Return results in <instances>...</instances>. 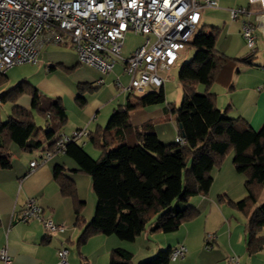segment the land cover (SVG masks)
<instances>
[{"label": "crops", "instance_id": "obj_1", "mask_svg": "<svg viewBox=\"0 0 264 264\" xmlns=\"http://www.w3.org/2000/svg\"><path fill=\"white\" fill-rule=\"evenodd\" d=\"M217 1L218 8L202 9L199 28L206 27L209 15L213 14L214 17L220 18L226 16V20L216 19L218 24H211L218 26H211L210 30V32L212 29L218 31L216 47L219 38L226 36L222 46L216 51L229 58L249 57V60L248 63L238 62L235 65L227 66L221 71L209 91L215 94L216 106L222 113L232 119L241 118L253 130L259 131L264 126V0ZM239 7L245 8L246 13L233 20L230 10ZM229 20L235 22L236 25H229ZM245 24L254 30L255 52L250 51L246 46L242 33ZM47 46L57 48L54 51L58 53L53 51L48 55V58L55 59L59 63L47 65L45 72L51 73L56 69L78 72V83H74L76 88L56 78L46 79V76H44L45 79L21 80L15 86L21 82H27L38 91L42 102L46 103L49 99H58L61 102L66 110L67 122L57 135H70L76 130L86 128L92 136L104 129L114 112L125 107L133 96L129 92H121L117 86L118 80L123 85H128L130 82L129 76L124 71V66L118 61L113 71L105 75L88 66L96 71L97 75L86 74L81 68L87 65L79 63L77 53L72 46L54 43L43 45L36 62L31 64L38 63L41 51ZM60 46H67L74 50L77 63L71 68L65 66L68 61H66L64 53H59ZM123 49L124 43L121 54L125 58L130 57L136 50L124 55ZM45 53L48 52L45 51ZM58 56L61 59L58 60ZM49 63H52L51 60ZM9 72H6L8 83ZM165 79L163 87L154 91L163 89L165 92L168 78ZM45 83H49L52 87L48 88ZM6 85L7 83L0 86V97L12 89L7 88ZM16 102L18 106L33 113L36 127L43 131L36 137L37 141L41 143L39 149L25 151L12 144L10 146L12 167L8 170L0 169V250H6L12 259V264H57L58 252L64 247L69 250L68 264H88L92 256H100L104 264H107L112 251L121 248L132 252V261L136 263V250L120 243L116 236H94L85 244L79 245L81 229L75 226L73 204L69 198L61 194L54 178V167L64 166L67 169V175L75 181L78 197L86 203L83 211L86 223L93 218L94 210L92 213L87 210V202L81 196V180L83 178L82 181L86 183L88 191L93 192L92 179L89 175L80 172L77 162L68 155H53L42 163L45 149L51 142L46 139L44 134L49 130L47 118L33 109L31 94L21 95ZM171 108L177 107L169 103L166 97V103L162 105L130 112L129 124L132 128L124 134V141L129 145H135L138 143V139L134 130L151 124L152 131L163 144L175 143L180 135L176 116L171 113ZM118 141L121 142L120 139ZM77 143L92 158L100 156V151L92 144L90 138ZM1 144L2 137L0 136ZM33 161L39 162V166L31 170L30 163ZM232 162L233 153H230L222 166L212 171L213 182L209 192L197 194L188 200L187 205L199 212L196 218L183 223L176 232L170 234H152L150 229H147L134 241V246L139 242L136 247L146 250V254L138 255V259H140L138 264L151 259L159 251L174 250L180 245L187 248L185 258L180 261H170L168 264H228L230 257H236L239 264H264V248L253 255L248 252L247 217L230 204V202L237 203L247 196L244 186L245 178L236 172ZM31 198H35L45 213L50 215L56 223L66 225L67 231L47 234L43 225L37 220L20 222L19 215ZM208 234L216 236L210 248L206 244ZM152 237L157 240V250L154 251L151 244L146 243H151ZM260 237L264 238V229L260 233ZM93 242L97 243L93 244ZM109 242L110 244H108ZM98 243L103 245L102 250L95 246ZM0 264L3 263L0 261Z\"/></svg>", "mask_w": 264, "mask_h": 264}, {"label": "trees", "instance_id": "obj_2", "mask_svg": "<svg viewBox=\"0 0 264 264\" xmlns=\"http://www.w3.org/2000/svg\"><path fill=\"white\" fill-rule=\"evenodd\" d=\"M216 29L199 31L187 44L195 50L191 62L180 67L178 79L183 89V102L171 108L176 116L181 145L163 144L147 124L134 130L138 143L129 145L124 134L132 126L129 113L166 103L163 89L142 96H132L125 107L118 109L104 129L88 137L100 151L92 158L77 142L67 145L66 153L74 159L79 171L92 179L97 206L95 216L86 223L83 211L86 203L79 199L75 181L62 165L54 167V178L61 194L72 201L75 226L81 229L79 245L94 236H116L121 241L134 242L149 226L152 234H170L199 215L187 205L197 194H207L212 186V171L219 169L233 153V166L245 178L247 196L230 204L247 217V249L253 255L264 248V126L253 130L243 119H232L216 106V96L210 87L229 65L247 62L233 59L216 51ZM0 74V86L6 83ZM204 86L203 93L198 91ZM33 97V109L47 118L45 137L51 141L45 152L54 150L57 135L67 122L66 110L58 99L42 102L38 91L21 82L0 97L3 103H15L23 94ZM43 129L35 125L33 113L14 105L8 121L0 118V169L12 167L10 146L25 151L39 149L37 136ZM118 139L121 140L118 141ZM57 155V154H56ZM71 172V170H69ZM176 203L173 205V203ZM180 205V206H178ZM171 249L159 251L154 258L139 264H168ZM133 254L114 249L110 264H132Z\"/></svg>", "mask_w": 264, "mask_h": 264}, {"label": "built area", "instance_id": "obj_3", "mask_svg": "<svg viewBox=\"0 0 264 264\" xmlns=\"http://www.w3.org/2000/svg\"><path fill=\"white\" fill-rule=\"evenodd\" d=\"M217 0H0V74L17 65L35 63L43 45L54 43L72 46L82 65L101 74L113 71L119 61L129 76L128 85L119 80L121 92L142 96L163 87V74L173 69L180 54L196 35L203 8H218ZM245 8L231 9L233 20L245 14ZM253 28L244 25L242 33L247 48L256 51ZM145 38L144 44L130 57H123L122 47L127 33ZM102 83V81H100ZM90 132L76 130L61 134L54 150L46 151L42 163L56 154H65L67 145L87 139ZM176 143L185 144L181 137ZM39 162L30 163L34 170ZM39 221L47 234L64 233L67 227L56 223L37 203L29 199L19 215L20 222ZM206 237L207 247L215 241ZM187 248L180 245L172 251L170 261L185 258ZM69 250L58 252L57 264H68ZM0 261L12 264L5 249ZM228 264H239L230 257Z\"/></svg>", "mask_w": 264, "mask_h": 264}, {"label": "rangeland", "instance_id": "obj_4", "mask_svg": "<svg viewBox=\"0 0 264 264\" xmlns=\"http://www.w3.org/2000/svg\"><path fill=\"white\" fill-rule=\"evenodd\" d=\"M216 19L226 20V16H224V18H220V17H214L213 14L209 15L207 17L206 27L199 28L197 30V33L200 30H203V31H206L209 33L211 30V26H215V27L217 26V25H211V24H218L216 22ZM228 24L229 25H236L235 22H232L230 20H229ZM225 37L226 36H224V37L221 36L219 38V41H218V44L216 47L217 50H219V48L222 46ZM144 42H145V38H142L140 35L138 36L132 32L127 33L125 36V39H124L123 54L127 55L130 51H133L136 48H138L140 45H143ZM60 47L61 48H59V53H64V55L66 57V61H68V63H65L66 64L65 66L67 68H71V66H74L77 63V58H76L74 50L70 47H67V46H60ZM54 50H57V48H55L53 46H49V47L47 46L41 51V55L39 56L37 64L17 65V66H14L13 68H11L10 70H8V71H10L8 73V80H9L10 84L7 81L6 87L7 88L9 87V89H11L21 80H31V79L38 80L39 78L45 79L44 76H46V79L47 78H56L57 80L64 82V83H68L69 86L76 88V84L78 83V72H75L74 70L73 71L72 70L66 71L63 69H56L55 71H52L51 73L45 72V68L47 65H55V64L59 63V61H57L55 59H49L48 58V55L53 53ZM45 51H47L48 53H45ZM54 53H58V52L54 51ZM194 54H195V50L193 47H191V46L186 47V49L181 52L180 59L177 62V65L175 66V68L173 70L163 74V76L165 78H168V83H166V85H165V92H166L165 94L167 97V101L169 103H172L177 108H179L183 102V89H182V86H181L179 79H178L179 70L183 64H187V63L191 62V60L194 57ZM59 59H61V58L58 56V60ZM49 60H51L52 63H49ZM39 68H40V71H39ZM81 69H84V71H85L84 73H86V74H91L93 76L97 75V72L92 70L88 66H83V68H81ZM51 82H53V81H51ZM74 83H76V84H74ZM45 84L47 85L48 88L52 87L49 83H45ZM198 91L203 93L205 91V87L202 85L199 86ZM14 105L18 106V103L17 102H15L14 104L11 102L3 103L0 101V118L3 122L8 121V118L12 113V108ZM171 141H168V142H171ZM168 144H170V143H168ZM99 157L100 156L98 155V156L93 157V158L99 159ZM82 180H83V178H82ZM82 180H81V183H82V185H81L82 186L81 196L87 202V210L89 211V213H92L94 210V216H95V211H96V206H97L96 195L94 192H91V190L88 191V187L86 186V183L83 182ZM83 190H84V192H83ZM175 203H176V201L173 203L172 206H174ZM94 216H93V218H94ZM93 218L90 220V222L93 220ZM147 229H149V226L147 227ZM112 236H114V235H112ZM116 239H118V238H116ZM149 239H151V238H149ZM118 241H120V243H124L125 245H128L130 248H134L136 250L137 260H136V263H135V261L134 262L132 261V264H138V262L140 260V259H138L139 258L138 255L146 254V250H144L142 248L139 249V247H136L139 245V242H137L136 246H134L135 245V244H133L134 242H125V241H121L120 239H118ZM156 241L157 240L153 238V239H151V243L146 242V241L145 242L148 244H151V248L154 251V250H157ZM94 243H97V242H93V244ZM108 244H110V242ZM95 246H98L97 248L101 249V250L103 248V245H100L99 243ZM93 247H91V248H93ZM148 247H150V245H148ZM154 257H152V258H154ZM151 259H148L146 261H149ZM89 261H90V263L88 262V264H104V262L100 256H95V257L92 256L91 260H89ZM143 262H145V261H143ZM109 263H110V256L108 257V260H107V264H109Z\"/></svg>", "mask_w": 264, "mask_h": 264}]
</instances>
